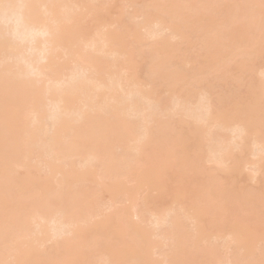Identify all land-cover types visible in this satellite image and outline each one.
Listing matches in <instances>:
<instances>
[{
    "label": "bare ground",
    "instance_id": "1",
    "mask_svg": "<svg viewBox=\"0 0 264 264\" xmlns=\"http://www.w3.org/2000/svg\"><path fill=\"white\" fill-rule=\"evenodd\" d=\"M263 163L264 0H0V264H264Z\"/></svg>",
    "mask_w": 264,
    "mask_h": 264
},
{
    "label": "rangeland",
    "instance_id": "2",
    "mask_svg": "<svg viewBox=\"0 0 264 264\" xmlns=\"http://www.w3.org/2000/svg\"><path fill=\"white\" fill-rule=\"evenodd\" d=\"M198 57H199V56H198ZM262 64H263V62H262ZM246 75H247V74H246ZM246 75H245V76H246ZM227 76H231V74H229V75H227ZM246 77H247V76H246ZM243 82H244V81H243ZM218 88H219V87H217L216 90H218ZM240 88H241V87H240ZM242 88H243V87H242ZM219 90H220V88H219ZM239 90H240V89H239ZM239 90H238V91H239ZM244 90H245V89H244ZM220 91H222V90H220ZM220 91H219V92H220ZM240 91H241V90H240ZM219 92H218V93H219ZM214 93H215V92H214ZM216 93H217V92H216ZM177 148H179V147H177ZM263 166H264V163H263ZM246 173H248V171H247ZM244 174H245V173H244ZM248 174H249V173H248ZM248 174H247V175H243V176H244V177H248ZM244 177H242V178H244ZM249 177H250V176H249ZM257 177H258V176H257ZM242 178H241V179H242ZM241 179H240V180H241ZM250 179H252V178H249V180H248V178H247V180L249 181V182H247V184H248L247 187L250 186V188H253V190H254V189L256 190V188L258 189V188L261 186V185H259L260 183L257 182L259 179L256 180V181H253V180H252L253 182H252V181L250 182ZM253 179H254V176H253ZM255 179H256V177H255ZM255 179H254V180H255ZM240 180H238V185L241 184V181H240ZM242 180H243V179H242ZM244 181L246 182V179H245ZM259 182H260V181H259ZM243 183H244V182H243ZM257 183H258V184H257ZM242 185H246V184L244 183V184H242ZM251 191H252V189H251ZM254 192H255V191H254ZM234 211H235V210H234ZM242 214H243V213H242ZM242 214H241V215H242ZM243 215H244V214H243ZM238 216H240V214H239ZM258 216H259V215H258ZM228 217H229V215H228ZM242 217H243V216H242ZM258 220H259V217H256V219H255L256 222L253 223V225L255 224L254 226H256L257 223H258V224L260 223V222H257ZM250 226H252V224H251ZM254 226H252V227H254ZM257 226H258V228H260L259 225H257ZM256 228H257V227H256ZM103 240H104V239H103ZM103 240H101V241L99 240V242L102 243ZM104 241H105V240H104ZM101 243H100V245H101ZM104 243H105V242H103L102 245H103ZM95 260H96V259H95ZM97 260H98V259H97Z\"/></svg>",
    "mask_w": 264,
    "mask_h": 264
}]
</instances>
